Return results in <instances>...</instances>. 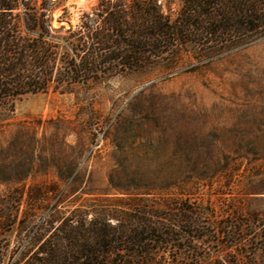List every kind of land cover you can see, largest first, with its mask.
<instances>
[{
	"label": "rangeland",
	"instance_id": "374dc122",
	"mask_svg": "<svg viewBox=\"0 0 264 264\" xmlns=\"http://www.w3.org/2000/svg\"><path fill=\"white\" fill-rule=\"evenodd\" d=\"M101 1L46 0L52 27L75 29ZM157 2L172 21L183 5ZM140 66L0 108V264L66 221L131 227L144 209L195 221L148 264H264V25Z\"/></svg>",
	"mask_w": 264,
	"mask_h": 264
},
{
	"label": "trees",
	"instance_id": "16d2710c",
	"mask_svg": "<svg viewBox=\"0 0 264 264\" xmlns=\"http://www.w3.org/2000/svg\"><path fill=\"white\" fill-rule=\"evenodd\" d=\"M182 1L172 21L157 0L129 5L102 0L91 14H83L75 29L64 30L52 27L46 0L39 6L33 0H0V108L51 87L64 94L70 91L67 87L95 76L135 72L189 38L214 42L253 34L264 25V0ZM62 30L66 36L58 37ZM127 217L131 227L118 218L115 223L99 218L66 221L44 240L35 236L30 249L37 246L36 252L14 264H148L150 253L176 247L175 241L190 236L181 228L195 224L145 209Z\"/></svg>",
	"mask_w": 264,
	"mask_h": 264
}]
</instances>
